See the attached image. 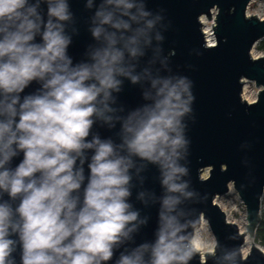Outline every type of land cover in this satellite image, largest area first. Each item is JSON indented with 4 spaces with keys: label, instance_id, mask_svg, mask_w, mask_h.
<instances>
[{
    "label": "clouds",
    "instance_id": "obj_1",
    "mask_svg": "<svg viewBox=\"0 0 264 264\" xmlns=\"http://www.w3.org/2000/svg\"><path fill=\"white\" fill-rule=\"evenodd\" d=\"M41 4L47 5L43 15L37 14ZM85 7L91 9V0ZM67 8L63 0H0V264H191L198 257L187 231L193 225L179 223L181 213L172 215L181 201L167 194L184 195L187 187L179 180L190 171L191 139L182 134L188 126L181 119L191 114L195 123L194 82L149 77L153 105L116 117L119 145L102 140L93 125L100 120L114 128L104 114L116 111L108 101L121 91L117 77L140 82L133 73L144 55L141 41L151 44L160 17L148 19L143 2L104 0L93 17L98 26L90 29L93 40L104 34V45L89 55L90 64L73 66L62 27L70 19ZM175 54L170 50L162 65ZM142 72L149 76L148 69ZM179 150L185 167L176 163ZM133 158L157 166L166 193L151 248L129 247L139 216L128 202ZM237 256L247 264L241 248L226 258Z\"/></svg>",
    "mask_w": 264,
    "mask_h": 264
},
{
    "label": "water",
    "instance_id": "obj_2",
    "mask_svg": "<svg viewBox=\"0 0 264 264\" xmlns=\"http://www.w3.org/2000/svg\"><path fill=\"white\" fill-rule=\"evenodd\" d=\"M251 1L129 0L137 4L143 2L144 10L151 13L148 19L155 20L157 16L160 19L150 32L151 44L144 47L141 41L140 50L144 55L138 57L133 73L141 76L140 82L131 85L128 79L117 77L122 81L121 91L111 93L108 101L109 107L116 111L104 114L112 116L114 128L110 131L108 125L97 120L92 129L102 140L111 138L119 145L121 123L116 121V117L126 118L135 109L153 105L155 90L150 87L149 77L187 76L194 82L190 91L194 93L195 101L190 107L194 110L195 123H192L191 114L181 119V124L188 126L182 134L191 139L190 171L179 180L187 187L184 195L167 194L180 199L181 203L175 206L172 215L181 213L179 223L193 225L187 229L189 233L194 235L195 228L206 222L213 236L212 252L201 256L192 246L198 257L191 264H239V256L233 259L226 257L240 248L242 253L246 237L252 241L249 251L242 254L249 257L247 264H264L262 250L254 244L256 230L262 221L260 207L264 193V55H252L254 47L264 40V18L247 15ZM63 2L70 14V19L62 22L63 35L71 41L67 55L72 58L73 66L78 62L90 64L89 55L104 45L103 33L96 41L90 32L98 26V22L93 23V17L104 0H91V9L85 7L88 0ZM29 3L35 4L37 0H29ZM214 5L218 6L219 14ZM46 8L47 5L41 4L37 14L43 15ZM202 17L212 22L214 43L211 45L207 44L202 30ZM156 34L163 37L159 43L155 40ZM36 39L39 41V36ZM157 48L161 50L159 53ZM170 50L175 51V56L162 65L161 61ZM143 69L149 70L148 77L143 75ZM245 81L253 82L258 88L253 103L242 98ZM35 87L34 84L26 92L33 91ZM145 93L148 99L143 98ZM179 151L181 158L176 163L185 167L187 157L184 150ZM133 162L134 167L128 173L131 177L128 202L132 205L130 210L138 211L139 216L136 231L129 233L134 241V245L129 247L148 244L151 248L156 239L157 211L166 193L160 186L157 166L136 158ZM142 164L145 166L141 167ZM205 171L207 175L204 177ZM230 185L245 209L244 232L227 219L214 201L216 197L227 194ZM141 195L142 201L138 199ZM141 220H146V225H141ZM147 256L146 253L145 258Z\"/></svg>",
    "mask_w": 264,
    "mask_h": 264
},
{
    "label": "rangeland",
    "instance_id": "obj_3",
    "mask_svg": "<svg viewBox=\"0 0 264 264\" xmlns=\"http://www.w3.org/2000/svg\"><path fill=\"white\" fill-rule=\"evenodd\" d=\"M247 14L250 16L256 15L259 18H264V0H252L250 5L248 6ZM203 19L205 21V26L208 29L211 28L212 30V22L208 21L205 17H203ZM213 40H214V37H213ZM256 46L254 47L252 51V55L254 57L259 56V55H264L256 49ZM244 87H245L244 100H248L250 95L254 91H258V88L255 87L253 82L245 81L243 84V88ZM206 175H207V171L203 173L204 177ZM214 201L225 212L227 219L230 222L235 223L238 226L240 232H244L245 224H246L245 209L242 203L240 202V199L238 198V195L236 191L233 189L232 185L229 186V191L227 194L216 197ZM197 228H201L197 239H198V242L200 241V242L205 243V246L203 247L204 252H212L213 247H214V239H213L212 234L210 233V230L206 222H202L200 226ZM251 243L252 241L248 237H246L245 243L242 247V251L246 250V252H248L251 246ZM254 244L260 250H262V252H264V246L256 238L254 239Z\"/></svg>",
    "mask_w": 264,
    "mask_h": 264
},
{
    "label": "bare ground",
    "instance_id": "obj_4",
    "mask_svg": "<svg viewBox=\"0 0 264 264\" xmlns=\"http://www.w3.org/2000/svg\"><path fill=\"white\" fill-rule=\"evenodd\" d=\"M201 23H202V30H203L207 44H209V45L213 44L214 40H213L212 30H211V28L208 29L205 26V21H204L203 17L201 18ZM243 90L245 91V87L243 88ZM243 97H244V95H243ZM260 215H261V212H260ZM261 217H262V215H261ZM200 229L201 228H195L194 238L192 239V246L194 247L195 250L199 251L201 256H202L205 253L204 249H203V247L205 246V243L200 242V241L198 242L197 238L199 236ZM246 253H247L246 250L242 251L243 255H245Z\"/></svg>",
    "mask_w": 264,
    "mask_h": 264
},
{
    "label": "trees",
    "instance_id": "obj_5",
    "mask_svg": "<svg viewBox=\"0 0 264 264\" xmlns=\"http://www.w3.org/2000/svg\"><path fill=\"white\" fill-rule=\"evenodd\" d=\"M256 49L264 54V40L259 42ZM255 238L264 246V218L256 230Z\"/></svg>",
    "mask_w": 264,
    "mask_h": 264
},
{
    "label": "built area",
    "instance_id": "obj_6",
    "mask_svg": "<svg viewBox=\"0 0 264 264\" xmlns=\"http://www.w3.org/2000/svg\"><path fill=\"white\" fill-rule=\"evenodd\" d=\"M248 15V14H247ZM244 95V90L242 92V98L244 99L243 97ZM257 95H258V91H254L248 100H246L248 103H253L254 101H256V98H257ZM260 212H261V215H262V219L264 218V193H263V196H262V199H261V207H260Z\"/></svg>",
    "mask_w": 264,
    "mask_h": 264
}]
</instances>
